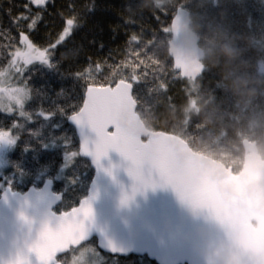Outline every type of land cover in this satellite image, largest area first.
I'll return each instance as SVG.
<instances>
[{"label":"trees","instance_id":"obj_1","mask_svg":"<svg viewBox=\"0 0 264 264\" xmlns=\"http://www.w3.org/2000/svg\"><path fill=\"white\" fill-rule=\"evenodd\" d=\"M93 2L95 10L86 11ZM198 2L171 0L168 6L157 10L151 6V0H46L43 6L30 3V0H0V33H3L0 38V68L8 65L5 50L8 42L15 41V47H22L19 44L20 32L29 35L36 46L43 48L55 42L67 19L73 18L77 25L66 45L55 51L56 71L45 69L43 72L33 71L31 75L26 71L23 78L14 80L17 85L26 84L31 89V98L26 101L24 110L32 113L33 119L28 121L18 112L9 116L0 112V131L19 137L2 158L0 193L4 188L24 193L31 187L39 189L46 180H52L54 192L63 196L57 213L71 210L86 197L94 174L90 164L79 158V154L72 157L66 166L65 152L78 153L79 149L67 116L82 107L87 86H113L121 75L130 76L132 69L123 67L125 61L141 63L142 68L136 69L137 74L142 70L148 74L145 89L143 85H134L133 89L136 113L139 118L141 115L149 118L145 126L147 130L176 135L194 151L238 173L244 158L241 142L248 137L239 131L240 116L233 107V98L221 90V70L204 66L202 77L191 83L176 78L177 73L168 57L170 24L176 11L194 7ZM258 4L264 6V0H249L246 11H241L231 0H205L201 11L217 20L221 13H226L232 30L244 32L256 28L254 22L260 18ZM37 13L41 19L34 31H28L26 22L19 27L14 26L15 17L24 14L32 18ZM130 37H135L131 46L128 45ZM72 48L78 50L75 57H62L66 49ZM247 55L255 57L251 52ZM96 65H100L99 70H96ZM85 70L84 79H74L71 75ZM60 74H63V79ZM45 81L49 86H45ZM40 88L47 92L49 99L37 96L36 90ZM58 93L61 94L58 96ZM53 101L55 106L65 109L63 117L57 113L46 122L35 116V111L40 108L45 112L52 111ZM201 102L208 104L206 113L212 115L215 122L205 125L201 116L194 115L185 123L184 106ZM217 106L220 112L214 113ZM221 115L223 119L217 120ZM57 123L60 127L55 126ZM202 139H209L213 148L227 144L230 151L226 153V162L216 158L211 151L202 150L199 145ZM259 155L264 159V155ZM72 177H75L74 185L69 183ZM82 257L85 261L79 262ZM57 261L61 264H156L144 256L123 258L104 255L95 240L77 250H70Z\"/></svg>","mask_w":264,"mask_h":264},{"label":"water","instance_id":"obj_2","mask_svg":"<svg viewBox=\"0 0 264 264\" xmlns=\"http://www.w3.org/2000/svg\"><path fill=\"white\" fill-rule=\"evenodd\" d=\"M183 10L176 11L171 29ZM170 35L168 57L174 71L178 68L184 79L199 78L202 64L173 55L171 31ZM135 109V100L118 109L113 123L141 142L157 139L158 134L167 137L184 183L194 195L181 199L170 185H140L128 174L129 162L116 151L110 150L99 163L84 156L79 130L68 120L77 137L79 158L90 164L94 174L83 199L89 201L92 213L86 222V240L57 253V260L93 239L107 256H144L156 264H224L236 249L264 257V159L254 145L242 142V169L234 175L230 167L193 152L176 135L147 130ZM85 134L91 135L87 129ZM5 147L7 143L1 142V151ZM62 199L53 193L52 180L39 189L31 187L24 193L7 189L0 194V264L27 253L45 222L55 226L52 215L63 214L54 211ZM256 264H264V258Z\"/></svg>","mask_w":264,"mask_h":264},{"label":"snow or ice","instance_id":"obj_3","mask_svg":"<svg viewBox=\"0 0 264 264\" xmlns=\"http://www.w3.org/2000/svg\"><path fill=\"white\" fill-rule=\"evenodd\" d=\"M30 3L43 6L46 0H30ZM94 10V2L91 8H86V11ZM40 19L38 13L32 18L21 14L13 19V24L19 27L22 22H26L28 31L32 32L37 28ZM76 27L73 18L67 19L66 26L63 27L55 42H50L48 46L43 48L36 46L29 35L24 34V32L19 34V44L22 47H15V41L6 44L8 65L7 68H0V100L6 98L9 101L8 111H12V104H14L19 109L21 117L28 121L33 119V114L24 110L26 100L31 98V89L26 84L24 87H12L11 84L6 87L4 86L5 78L10 76L23 78L26 71L29 75L33 71L43 72L45 69L56 71L58 62L55 60V51L58 47L66 45ZM2 37L3 33H0V38ZM134 41L135 37H130L128 45L131 46ZM77 54L78 50L72 48L66 49L61 55L62 57H75ZM29 66L32 67L29 68ZM123 67L132 69L130 76L121 75L114 87L111 84L108 86H87L83 106L78 111H74V114L67 116V120L79 130L81 136L80 153L92 157L96 163H99L100 159L106 156L110 150L116 151L129 162L128 174L140 185L144 187H154L157 184L170 185L181 199L192 197L194 193L184 183V173L175 163L167 137L158 134L157 139L141 142L120 130L113 123L115 112L134 101L136 94L133 92L134 85H143L144 89L147 86V71L142 70L139 75L136 72L137 68H142L141 63L125 61ZM99 68L100 65H96V70ZM86 71H78L71 75L74 79H84L86 78ZM175 72L177 73L176 78H180L178 68L175 69ZM60 77L63 79V74H60ZM45 86H49L47 81H45ZM61 93L57 95L59 96ZM36 94L41 99H49L43 88L37 89ZM53 105L52 111L45 112L43 108H40L35 111V116L46 122L51 121L57 113L63 117L65 109L55 106L54 101ZM55 126L60 127V124L57 123ZM14 127L17 126L14 125ZM85 129L91 135H86ZM18 139V136L0 131V142L15 144ZM80 153L71 152L69 154L65 152L66 166L72 157ZM69 183L74 185L75 177L69 179ZM91 213L90 203L85 199L78 208H72L71 212L59 216L53 214L52 223L55 226L45 222L36 239L27 246V253H18L9 264H58L57 253H64L69 250L70 246L80 245L82 241L86 240V222L91 217ZM32 256L35 258L34 261Z\"/></svg>","mask_w":264,"mask_h":264},{"label":"clouds","instance_id":"obj_4","mask_svg":"<svg viewBox=\"0 0 264 264\" xmlns=\"http://www.w3.org/2000/svg\"><path fill=\"white\" fill-rule=\"evenodd\" d=\"M249 0H231L241 11H246ZM171 0H151L157 10L168 6ZM205 0L183 10L172 29V53L185 61H196L203 66L221 70L222 91L233 98V107L240 116L239 131L254 145L256 151L264 155V6L257 5L260 18L255 21L256 28L244 32H234L226 13L220 19L209 17L201 11ZM254 53L250 57L247 53ZM208 103H211L209 101ZM208 104H187L183 108L184 122L192 116H201L205 125L215 121L206 113ZM213 112H220L217 106ZM145 126L149 118L141 115ZM222 120L223 116H218ZM202 150L211 151L219 159L225 160L230 151L227 144L213 148L209 139L199 142ZM262 257L259 253L236 249L234 256H228L224 264H256Z\"/></svg>","mask_w":264,"mask_h":264},{"label":"rangeland","instance_id":"obj_5","mask_svg":"<svg viewBox=\"0 0 264 264\" xmlns=\"http://www.w3.org/2000/svg\"><path fill=\"white\" fill-rule=\"evenodd\" d=\"M17 77L15 76H10L8 78H5V84L4 86H8L9 84H11L12 87H24L22 84H19L17 85L18 83H16L14 80H16ZM19 79V78H18ZM27 101V100H26ZM26 103V102H25ZM8 107H9V101L5 98L3 100H0V112L3 113V114H6V115H11L15 112H18L19 113V109L14 105L12 104V111H8ZM2 131V130H1ZM6 132V131H5ZM12 144H9L7 143V147L5 151H3V154H2V157L3 158L4 156H6L9 152H10V147H11ZM0 147H1V142H0ZM0 151H1V148H0ZM0 169L2 168V160L0 161ZM85 245V244H84ZM83 246V245H82ZM81 247V246H80ZM79 247V248H80ZM85 261V258L82 257L81 260H79V262H84ZM88 263H90L89 261H87Z\"/></svg>","mask_w":264,"mask_h":264},{"label":"bare ground","instance_id":"obj_6","mask_svg":"<svg viewBox=\"0 0 264 264\" xmlns=\"http://www.w3.org/2000/svg\"><path fill=\"white\" fill-rule=\"evenodd\" d=\"M203 66V65H202ZM203 72H204V66H203V71H202V74H203ZM202 74L200 75V77L199 78H201L202 77ZM179 77H180V75H179ZM180 78H182V77H180ZM199 78H197V79H195V80H193V79H184V78H182L183 80H185V81H188V82H195V81H197ZM247 141H249L250 143H252L250 140H248V139H246ZM185 142V141H184ZM243 142V141H242ZM242 142H241V145H242ZM188 145V144H187ZM189 147V146H188ZM190 148V147H189ZM191 149V148H190ZM192 151L193 152H196V151H194L193 149H192ZM196 153H198V152H196ZM200 154V153H199ZM242 164H243V161H242ZM242 164H241V166H242ZM240 166V167H241ZM241 169H242V167H241ZM241 169L238 171V173L241 171ZM233 173V172H232ZM238 173H233L234 175H238Z\"/></svg>","mask_w":264,"mask_h":264},{"label":"flooded vegetation","instance_id":"obj_7","mask_svg":"<svg viewBox=\"0 0 264 264\" xmlns=\"http://www.w3.org/2000/svg\"><path fill=\"white\" fill-rule=\"evenodd\" d=\"M2 154H3V151H0V161L2 160V158H1V157H2ZM4 189H5V188H4ZM4 189H3V190H4ZM3 190H2V191H3ZM55 193H56V192H55ZM60 194H61V193H60ZM61 195H62V194H61ZM56 209H57V206H56V208H54V211H55V212H56ZM56 213H57V212H56Z\"/></svg>","mask_w":264,"mask_h":264}]
</instances>
